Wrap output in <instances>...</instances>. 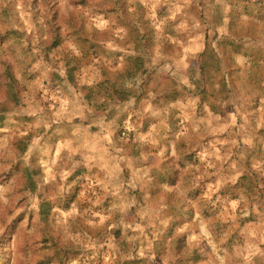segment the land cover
Instances as JSON below:
<instances>
[{
    "label": "rangeland",
    "instance_id": "rangeland-1",
    "mask_svg": "<svg viewBox=\"0 0 264 264\" xmlns=\"http://www.w3.org/2000/svg\"><path fill=\"white\" fill-rule=\"evenodd\" d=\"M49 1L61 14L62 42L55 49L43 45L49 5L0 0V264H186L190 245L172 257L160 238L170 228L158 235L155 230L160 218L183 228L190 215L143 210L144 202L128 197L142 191L137 181L144 177L142 168L124 164L133 134L122 132L130 125L115 114L113 146L91 153L95 145L76 143L53 123L63 118L66 101L69 109L74 103L89 112L96 78L121 66V50H147L151 43L155 50H203L194 56L210 65V124L253 126V151L211 155V196H201L203 187L191 189V197H199L191 198L195 218L213 227L207 236L215 241L214 254L205 253L203 264H264L262 256L253 257V243L237 235L241 226L264 221V0ZM150 13L155 18L147 23ZM238 25L251 35L239 36ZM149 26L154 28L147 31ZM197 76L201 72L194 71ZM74 146L90 149L85 154L91 159L78 160ZM243 162L253 171L248 186L244 175L237 177ZM133 203L141 214L128 209Z\"/></svg>",
    "mask_w": 264,
    "mask_h": 264
},
{
    "label": "crops",
    "instance_id": "crops-1",
    "mask_svg": "<svg viewBox=\"0 0 264 264\" xmlns=\"http://www.w3.org/2000/svg\"><path fill=\"white\" fill-rule=\"evenodd\" d=\"M149 16L145 18L147 23H150L148 19L153 21L155 18L151 13ZM152 28L154 27L149 26L147 31H151ZM241 29L240 25L235 27L239 36L251 35V33L242 34ZM228 31L225 29L224 34H229ZM150 34L154 35L155 32ZM223 45H225L224 42ZM121 51V66L107 67L105 78L99 79L103 73L96 78L95 92L92 93V96L96 97L93 102V105L96 106L92 105L89 112L82 113V108L78 110L74 103L69 109L68 101H66L63 118L60 122L54 121L53 123L66 133L71 132L68 135L76 143L84 140L89 145H95L91 152L94 153L98 148L105 149L107 146H113V137L118 134L115 129V121H119L115 119V114L120 116L118 119L124 120L130 125L129 130L125 129L122 135L133 134L129 147L126 142L127 158L124 157V164H127L128 170L132 167H139L142 168L141 172H144L142 180L137 181L141 184L139 186L143 184L142 191L136 193L129 191L128 197L137 199L138 204L144 202L140 208L143 210L145 207L162 215L166 214V216H169V213L172 216L176 214L190 215L189 220L192 221L184 222L185 227L183 228L180 225H177L176 228L172 223L166 222V219L160 218L155 232L158 235L163 234L168 228L175 229L178 234L187 235L186 249L189 245L191 251L193 248H198L204 257L214 254L210 250L215 241H210L211 236H207L211 224L195 218L194 214L198 212H196L195 205L192 204V199L199 197H191L193 194L191 189L195 186L203 187L205 190H202L204 194L201 196L203 198L211 196L210 183L207 182L210 178L211 157L217 158L221 155L224 158L227 155V150L234 148L241 151L240 156H242V152L253 151V126H238L233 130H227V127L220 128L216 123L215 125L210 124L211 83L209 71H207V69L210 70V65L206 66L203 62H196L194 56L203 50H155V43H151L148 44L147 50ZM194 71L201 72V77H193ZM213 71L219 80L221 78L220 71L214 67ZM118 88L123 89V93H121L122 90L115 92V89ZM115 93L119 94L121 98L117 97L118 99L113 100ZM216 116L221 119L220 115ZM233 117L231 116V119ZM88 120H91L89 125L85 124ZM83 126L85 127L83 128ZM76 130H80V132ZM230 133H233L232 137H229ZM81 135H84L85 138ZM116 140L120 141L119 136ZM81 149H84L82 153ZM72 151L77 153L78 160H84L87 156L91 159V154L87 156L85 154L90 151L85 146H81L80 149L78 146H74ZM239 164H242V157L239 158ZM243 165L244 170L237 177L242 178L244 175L241 182L248 186L250 184L248 180L254 183L253 171L248 169L250 164L247 165L243 162ZM76 167L77 164L74 165V168ZM98 181L103 184L101 179ZM187 182L190 183L189 189L184 184ZM132 184L135 185L131 181ZM220 184H223V180L216 182L217 188ZM146 193L150 196L148 197ZM255 197L253 196V198ZM150 198H155L156 203L149 202ZM128 209H134L136 213L141 214V210L137 209L135 203L128 206ZM202 209L204 208L200 209L199 207L200 212ZM255 209L253 208L252 211ZM197 222L200 224H196ZM139 228L140 225L137 229ZM146 229L139 230L146 231ZM211 230L213 231V227ZM237 232L240 239L244 238L253 243V257L260 255L264 260V221L243 225ZM214 233L219 232L215 231ZM165 236L161 235L160 237L163 247L170 246V242ZM222 240V248H225V239ZM217 245L221 246L219 243ZM186 249L184 254L187 253ZM169 252L174 253L170 250ZM205 253L207 256L204 255ZM174 256L177 254L174 253L172 257ZM157 260L164 262L162 257Z\"/></svg>",
    "mask_w": 264,
    "mask_h": 264
},
{
    "label": "trees",
    "instance_id": "trees-1",
    "mask_svg": "<svg viewBox=\"0 0 264 264\" xmlns=\"http://www.w3.org/2000/svg\"><path fill=\"white\" fill-rule=\"evenodd\" d=\"M48 6V10L43 16L45 23V34L46 37L43 39V45L46 48H57L61 45L62 35L61 27L59 20L61 18L60 8L56 3L51 4L49 0H42ZM254 9L257 11L256 15H261V10L256 9L253 6V15ZM51 51V50H47ZM174 229H169L166 233L165 238L170 239V251L176 253L177 255H182L185 253L187 246V235L184 233L175 234ZM0 258H1V242H0ZM206 258L201 255L198 248H193L187 257L186 264H203L205 263Z\"/></svg>",
    "mask_w": 264,
    "mask_h": 264
}]
</instances>
